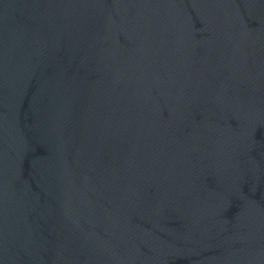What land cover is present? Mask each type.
Wrapping results in <instances>:
<instances>
[{
    "label": "water",
    "instance_id": "1",
    "mask_svg": "<svg viewBox=\"0 0 264 264\" xmlns=\"http://www.w3.org/2000/svg\"><path fill=\"white\" fill-rule=\"evenodd\" d=\"M0 264H264V0H0Z\"/></svg>",
    "mask_w": 264,
    "mask_h": 264
}]
</instances>
